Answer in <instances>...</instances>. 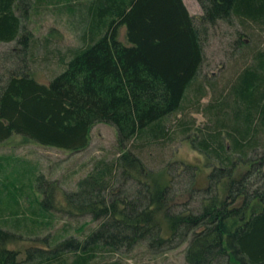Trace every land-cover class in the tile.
<instances>
[{
    "label": "trees",
    "instance_id": "trees-1",
    "mask_svg": "<svg viewBox=\"0 0 264 264\" xmlns=\"http://www.w3.org/2000/svg\"><path fill=\"white\" fill-rule=\"evenodd\" d=\"M20 1L0 0V41L18 35ZM197 1L199 16L184 0H94L92 34L60 55L46 82L18 75L3 87L0 143L19 135L78 151L104 122L115 128L116 152L95 159L73 190L34 171L30 179L47 183L46 196L16 207L14 225L45 224L57 191L59 212L89 219L50 247L27 249L24 261L7 247L22 235L0 227V264H114L106 257L182 245L186 264H264V0ZM219 22L233 28L230 46L238 52L231 50L218 79H205V45ZM189 103L205 122H166L186 115ZM179 134L210 166L205 183L196 182L193 164H145L144 155L157 159L147 149ZM18 183L14 190L23 188ZM181 195L186 201L177 202Z\"/></svg>",
    "mask_w": 264,
    "mask_h": 264
},
{
    "label": "rangeland",
    "instance_id": "rangeland-1",
    "mask_svg": "<svg viewBox=\"0 0 264 264\" xmlns=\"http://www.w3.org/2000/svg\"><path fill=\"white\" fill-rule=\"evenodd\" d=\"M184 2L192 14L196 16L201 14L202 9L197 0H184ZM93 4L94 0H21L16 10L20 18L18 35L11 41H0V92L12 77L18 75H34L40 81L46 82L53 72L59 69L57 60L60 55L68 49L83 46L92 34V29L98 20L92 10ZM217 26L216 29L211 30L210 39L205 45L208 57L202 67L205 79L217 78L221 69L227 66L228 57L231 58L228 55L233 49L230 46L233 28L222 22ZM120 36H123V28ZM233 51L238 52L235 49ZM207 100L208 96L203 97L201 103H206ZM187 105L190 109L185 108L186 115L182 116L180 112H176L166 122L174 126L177 118L180 117L182 119L193 117L197 124L207 120L203 111H193L195 104ZM115 142V128L108 123L100 122L92 127L88 146L78 151L43 146L25 140L19 135L0 143V227L8 232L15 231L22 235H19L14 243L7 244L8 249L18 253V261L26 259L27 249L50 247L62 237L73 234L75 228L89 219L88 217L71 218L59 212L56 207L63 201L62 194L57 191L54 198L58 202L55 204V209L50 212L52 218L44 220L45 224H39V218L36 222L26 220L25 223L14 225L12 214L16 207L20 205L21 208L28 209L32 207L30 203L35 195L40 199L46 196L42 189L47 188V183L43 180H34L33 177L30 179L32 173L35 171L42 173L47 179H57L63 190H73L76 181L89 170L95 159L110 158L115 154ZM147 151V154L153 151L150 155L157 158L144 155L143 160L149 167L160 168L169 160L177 164H193L198 168L196 182L198 184L206 182V174L210 166L206 165L204 156L192 148L188 140L180 138V134L170 140L166 146L154 150L147 149ZM158 157H163L164 160H159ZM246 168V165L240 166V173ZM18 182L24 186L22 189L14 190L12 184L20 185ZM14 198H20V203L14 204ZM186 199L187 195H181L176 201L183 202ZM258 207L259 204L253 201L251 209ZM67 226L68 230L64 231L63 228L67 229ZM184 247L182 245L158 255L141 248L131 253H114L106 258L114 264H186L183 258ZM101 260L98 258L90 261V264H103L100 263Z\"/></svg>",
    "mask_w": 264,
    "mask_h": 264
},
{
    "label": "crops",
    "instance_id": "crops-1",
    "mask_svg": "<svg viewBox=\"0 0 264 264\" xmlns=\"http://www.w3.org/2000/svg\"><path fill=\"white\" fill-rule=\"evenodd\" d=\"M186 4V3H185Z\"/></svg>",
    "mask_w": 264,
    "mask_h": 264
}]
</instances>
